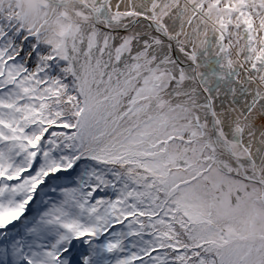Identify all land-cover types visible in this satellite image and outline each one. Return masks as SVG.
Masks as SVG:
<instances>
[{"label":"snow or ice","instance_id":"1","mask_svg":"<svg viewBox=\"0 0 264 264\" xmlns=\"http://www.w3.org/2000/svg\"><path fill=\"white\" fill-rule=\"evenodd\" d=\"M0 264H264V0H0Z\"/></svg>","mask_w":264,"mask_h":264}]
</instances>
